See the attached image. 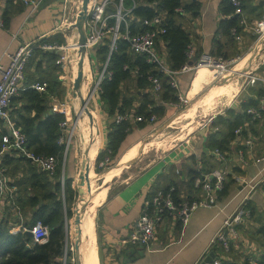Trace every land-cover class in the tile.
<instances>
[{
    "label": "crops",
    "instance_id": "obj_1",
    "mask_svg": "<svg viewBox=\"0 0 264 264\" xmlns=\"http://www.w3.org/2000/svg\"><path fill=\"white\" fill-rule=\"evenodd\" d=\"M254 1L252 0V2ZM257 1L260 0L255 2ZM220 2L221 0H201L200 14L196 17L184 10L183 27L190 34L191 41L189 44L193 53L221 51L228 58L235 60L239 51L251 49L253 46L251 40L253 39L250 37L252 35L250 31L244 30L242 41L238 42L234 38L219 32V22L225 17L222 14ZM31 7L22 0H0V18L3 20V25L0 26V59L3 63L8 62V53L15 50L19 44L30 42L32 45H37L41 43L39 40L42 37H49L58 33L64 22L63 18L69 13V9L68 12L66 9L62 14L61 0H42L35 9L32 10ZM263 9L264 7L261 10ZM30 10L32 11L29 12ZM258 11L259 9L255 12L247 11L245 13L254 16L257 13L259 15ZM12 33H16V35L13 36ZM159 48L166 55V46L160 45ZM252 51L246 55H250ZM37 63H39L38 66ZM46 64L45 56H37L34 63L25 67V76L30 78L37 74L43 75ZM250 71L253 72V75L261 78L257 80L256 86L259 84L264 86V55ZM194 78L195 74L191 70L178 72V91L190 92ZM134 103L138 104V101L136 100ZM163 103L165 104V113L177 106L170 101ZM214 116L211 115L208 120L211 121ZM106 118L103 146L106 142V133L112 116L106 114ZM147 125L146 123L144 126H138L133 123L130 131L136 133L132 135L130 131L127 133L114 157L115 164L112 166L118 164V159L123 151L134 146L138 133ZM251 128L256 137L251 150L242 146L240 137H235L226 150L227 164L231 169L229 172L231 175L227 178L229 182L227 193L223 196L218 195L216 205L201 206L195 209L185 224H181L173 216L165 217L157 225L154 239L146 245L141 246L125 241L134 227L144 198L156 188L170 184L175 186L176 196L179 198H189L199 193V190L191 184L192 173L209 163H218L206 144L207 134L213 128L209 125L205 126L204 129L203 127L196 128V130L192 129L181 138V148L178 150L168 149L164 158L148 163L133 174L128 172L129 174L120 180L117 187L108 185L103 200L96 208L95 215L96 239L102 253L103 263L191 264L206 251L207 253L213 251L214 255H219L222 260L233 264L247 263L250 257L259 256L264 251V239L262 234L258 232L259 225L264 221V195L261 192L264 182V113L251 125ZM87 132L90 133L88 130ZM240 147H244L246 157L250 161L246 165L240 164L237 159V149ZM209 154L210 157H208ZM13 155L18 156L17 153ZM256 157H260V160L255 161L254 158ZM133 159L129 161L131 162ZM129 161L123 165L121 173L113 177L112 182H115L117 177L125 173V168H128L130 164ZM64 163L65 155L63 153L60 170L61 184H63L65 176H69L67 174L74 168L72 162L68 168ZM235 167L238 169L235 170ZM25 174L28 182H30L26 189L20 191V184L16 178H19L22 172L17 170L16 175L13 176V182L10 184V191H7L9 193L7 198L15 197L16 201L15 204H11L10 208L14 214L12 215L14 221L9 229L11 232H16V225L30 221L37 209L38 204H30L28 196L35 195L38 190L43 193L47 189H53L51 183L41 186L36 177H31L29 172ZM32 181L34 185L31 186ZM251 185H255V187L252 188ZM245 197L251 199L255 212L250 217L254 218V221L251 222L255 225H244L245 221L242 223L243 225H239L238 232L240 235L236 244L232 243L228 250H224L219 243L213 242V238L223 224L224 218ZM40 201L46 202L48 200L45 198L40 199Z\"/></svg>",
    "mask_w": 264,
    "mask_h": 264
},
{
    "label": "trees",
    "instance_id": "obj_2",
    "mask_svg": "<svg viewBox=\"0 0 264 264\" xmlns=\"http://www.w3.org/2000/svg\"><path fill=\"white\" fill-rule=\"evenodd\" d=\"M255 1L241 0L244 12H255L259 9V15L258 13L254 16L246 14L248 19L260 16L264 11V9L261 10L264 7V3L261 4L260 1ZM178 6H181L186 12L196 17L200 14L201 0H138V4L133 8L130 18V25L135 29L139 26L143 17H150L160 11L166 12V31L162 34V40L167 49L166 55H164L166 62L172 69H179L187 61L186 52L191 41L188 30L183 27L184 14L175 9ZM220 8L225 17L220 20L218 30L221 34L234 38L231 28L237 26L241 30L240 16L238 13H234V6L229 0H221ZM109 21L113 23L114 17L109 18ZM123 29L122 23L120 30ZM59 35L55 33L49 37H42L39 42L51 41L58 38ZM251 35L255 37L253 33ZM108 51L109 40L107 38L92 49L90 57L94 62L95 68L100 67ZM200 53L201 51L195 52L194 56L198 57ZM210 53L228 58L221 51ZM42 55L46 57L47 61L45 73L43 75L37 74L30 78L25 76V80L27 83L35 80L46 81L47 90L38 91L34 87H27L21 90L11 99L10 113L13 117L15 116L16 125L20 126L25 132L29 148L36 153L53 154L58 158L56 169L50 175V173L48 174L47 171L41 170L23 155H13L16 154L15 150L4 153L2 162L7 164L10 161H14L17 164L19 160H23L31 163L30 166L22 168V175L16 178L20 184V191L26 189L28 183H30L25 174L27 172L32 175L31 177H36L41 186L50 183L53 186V189H47L43 193L38 190L35 195L28 196L29 203L32 205L38 204V206L31 220L21 223L22 225L30 226L36 219H41L48 225L49 235L46 241L38 242L34 241L32 236L28 235L24 230L11 232L9 229L14 221L12 216L14 214L10 208L11 204H15L16 201L15 197L3 200L4 210L0 218V264H53L54 258L62 254L65 236L64 214L67 217L73 214L71 202L76 193L72 187V177L65 176L63 184L60 181L64 145L58 142V135L59 121L64 118V114L51 112L49 108V95L55 94L58 97H62L65 91L61 80L58 78L57 65L53 61L56 53L40 47H34L26 66L34 63L35 58ZM38 64L36 65L38 66ZM125 64L127 65L126 67H124ZM136 68L137 71L134 72ZM108 69L112 71V74L102 80L99 98L106 114L112 116V120L106 133L105 145L98 150L95 156V169L97 170L99 169L97 166L99 161L105 155L109 156V161L116 156L133 123L138 126H144L148 122L146 119L152 113L163 114L165 112V104L163 102L178 100V90L171 85L169 76L152 63L147 62L144 55L132 52L129 49L128 42L123 38L117 39L116 47L111 51ZM149 75L157 76L160 79L161 87L159 90L154 91L152 89V82L148 78ZM251 92L252 94L243 96L237 106H228L222 113H217L210 121L211 127H216L211 129L206 137V144L210 151L214 148H219L226 153L230 142L236 137L234 129L239 125H244V129L240 133L241 136H245L247 131L253 132L251 125L257 119H253L250 113L246 112V108L250 105H255L259 98L264 96V86L259 84L253 87ZM136 100L138 104L134 103ZM131 110L135 114L142 115L143 119L136 121H116L114 119L115 113ZM4 132L5 128L0 125V146ZM208 157H210V154ZM217 164L209 163L207 166H202L198 171H194L190 179L191 184L196 175L210 170ZM34 166L37 168L34 169ZM234 169L237 170L238 167ZM230 175L231 173H228L227 178ZM32 185H34L33 181L31 182ZM228 188L229 182L226 179L224 187L218 192V195H225ZM45 198L48 201H40V199L43 200ZM243 205L249 208L250 216L255 212L250 198L245 199ZM18 222L20 221L18 220ZM258 232L262 234L264 239V221L259 225ZM257 259L259 264H264V251L257 256ZM222 264L233 263L222 260Z\"/></svg>",
    "mask_w": 264,
    "mask_h": 264
},
{
    "label": "built area",
    "instance_id": "obj_3",
    "mask_svg": "<svg viewBox=\"0 0 264 264\" xmlns=\"http://www.w3.org/2000/svg\"><path fill=\"white\" fill-rule=\"evenodd\" d=\"M22 1L25 4L31 5L33 10L42 0ZM61 1L62 14H64L66 9L67 11L68 9L70 11V3L73 0ZM229 1L234 6V13H238L240 16L239 23L241 25V30L237 26L231 28V33L235 40L238 42L242 41V31L244 30L250 31L256 37L264 33V11L259 17L248 19L246 13L242 9L241 0ZM137 4L138 3H136L135 0H128L127 5H125L124 0H88L87 16L84 21L85 44L88 49L87 62L89 64L90 72L93 71L91 68L97 69L92 90H97L98 92L101 91L102 80L106 76H111L112 71L108 69V64L111 51L116 47L118 38L125 39L132 52L144 55L147 62L152 63L166 73L170 78L171 85L176 88L178 87L177 73L180 71H196L199 67L205 66L210 70V76H212V78H221L228 75L230 71L228 65L232 59L207 52H202L198 57H195L190 44H188L186 52L187 61L179 69L170 68L166 62L164 54L159 48L160 45H164L162 34L166 31V12L160 11L150 17H143L140 20L139 26L133 29L130 25V18L132 10ZM80 5L81 0H79V6L76 5L77 11ZM175 9L181 13L184 12V9L181 6H178ZM76 14L77 12H75L74 15ZM65 17L67 16L65 15ZM65 17L63 19H66ZM111 17H114L113 23H110L109 21V18ZM73 22H75V19L69 21V25ZM122 23L124 29L120 30ZM2 25L3 20L0 18V26ZM12 35L15 36L16 33H12ZM105 38L109 40V51L100 67L95 68L94 62L90 57L92 54L91 51L95 46L101 44ZM72 45L75 46V51L78 52L77 39ZM37 46L48 51H54L57 54L58 57L56 62L62 72L58 74V78L65 86L69 84L68 82L70 81L69 78L71 76V68H67V66L69 63H72L71 60L77 58H70L67 63V54L65 52L62 53V50H65L67 46L65 47V45L54 41H45L38 43L37 45H32L30 42L19 44L15 50L8 53L9 59L7 63H3L0 59V125H3L5 128V132L1 137L0 146V218L3 213V196L7 183V177L2 166V157L4 153L15 150L18 155H23L30 159L41 170L47 171L50 174L55 171L58 163V158L55 155L36 153L27 146L25 132L20 126L16 125L15 119L10 113L11 99L21 90L27 87H34L38 91L47 90L46 81L35 80L31 83H27L25 80L24 71L26 63L29 60L33 48ZM191 59H193V61L190 64L188 61ZM126 66L127 65L125 64L124 67ZM135 71H137V68L134 69V72ZM148 78L152 82V89L154 91L159 90L161 87L160 79L154 75H149ZM252 78L254 80L261 79L256 75H252ZM68 94L69 89L65 88L62 97H58L55 94L49 95L50 111L64 114V118L59 121L58 135V142L62 143L64 147L66 145L64 129L68 126L71 118V102L67 99L69 96ZM177 96V101L170 102L184 104L190 99L188 94L183 95L181 92H177ZM246 112L250 113L253 119L260 118L264 113V96H261L255 105L248 106ZM155 118L156 114L152 113L146 120L148 122H153ZM114 119L116 121H136L143 119V116L135 114L134 111L131 110L123 113H115ZM215 128L216 127H213V129ZM243 129L244 125H239L234 129V132L236 133V137H240L242 146H244L245 149L251 150L255 144L256 137L251 131H247L245 136H241L240 133ZM71 133L72 132H70V134ZM69 141L70 139H68V142ZM67 147L68 144L66 148ZM244 147L237 149V159L242 165H246L250 162L246 157ZM63 153L65 154L66 151ZM212 153L219 164L208 171L200 172L192 181V185L199 190V193L189 198H179L176 196L175 186L172 184L156 188L144 198L134 227L125 241L141 246L146 245L154 239L156 227L165 217L173 216L181 224H185L191 213L198 207H211L216 205L218 192L224 187L228 173L231 169L227 164V156L225 152L221 151L219 148H214ZM254 160L259 161L260 157H256ZM108 161L109 156L105 155L103 159L99 161V164L104 165L107 164ZM262 185L261 192L264 195V182ZM251 187L253 188L255 185H251ZM247 198L249 197H245L242 202L224 218L223 224L213 238V242L216 241L219 243L220 247L224 250H228L232 243L236 244V240L240 235L238 232V225L242 224L250 215L249 208L243 205L244 200ZM15 228L16 231L30 230L34 241L44 242L48 239L49 227L41 219H36L30 226H25L20 223L19 225H16ZM206 254L207 251L200 255V257L194 260L191 264H222V258L219 255L213 256L210 260H205L204 257ZM53 264H66V262L63 259H60ZM246 264H259V262L257 257H250Z\"/></svg>",
    "mask_w": 264,
    "mask_h": 264
},
{
    "label": "rangeland",
    "instance_id": "obj_4",
    "mask_svg": "<svg viewBox=\"0 0 264 264\" xmlns=\"http://www.w3.org/2000/svg\"><path fill=\"white\" fill-rule=\"evenodd\" d=\"M135 1L136 3H138V0ZM124 3L125 5H127L128 0H124ZM76 5L79 6V0H73L70 3V11L66 15L67 17H65L66 19H64L62 27L58 32V34H60L59 37L51 40L59 44L65 45V47L67 46L65 50H62V53L65 52L67 54V63L69 62L68 59L76 58L78 56V52L75 51V47L68 46L69 43L73 44V42H75L78 37L76 28L71 27V24L69 25V21H72V19H75L76 17V15H74L75 12H77ZM250 38L253 39L251 40L253 46L251 47V49H248V51H239L238 57H236L235 60H232L228 65L230 71L227 76L221 78H212V76H208L207 80L202 83L201 89L194 95H191V91L187 93L181 92L183 95L188 94L190 96L188 102L184 104H177V106H175L171 111L167 113L164 112L163 114H156L155 120L153 122H147L148 125L146 126V128L141 129V132L138 133L137 139L136 141H134L135 144L133 143L134 146L128 147L125 151H123V153H121L118 159V164L116 166H112L115 164V158H111L109 163L100 166L97 165L99 168L97 170L95 169L96 165L94 158L92 171L87 173L86 176H84L83 178L84 181V179L87 177V180L83 186L84 198L86 202L85 207L88 206L86 208H89L91 210L93 209L92 215L94 217V221L96 215V207L99 205L100 201L103 200L108 185H114L115 187H117L120 180L127 176V174H133L148 163L156 162L159 159L164 158V154L168 151V149L178 150L179 148H181V138L187 135V132L191 131L192 129L196 130V128L198 129L199 127H203L204 129L205 126H209L210 121L208 119L211 115L213 116L217 113H222L225 108L230 105L237 106L239 100L243 96H246L249 92H251V89L256 86L257 79L254 80L252 78L253 72L250 70L255 65V63L264 55V33L257 37L255 36ZM251 51L252 53L250 55H246L248 52ZM57 57L58 56L56 55L53 61L57 65L56 70L59 74L62 72L58 63L56 62ZM71 61L73 62L74 60ZM76 61L77 59H75V62ZM67 68H71V63L68 64ZM91 70H93L91 72L92 76L90 77L92 81L90 82V88L87 95L89 94L90 90H92L94 87L93 79L95 78V73L97 72V69L91 68ZM191 71L195 74L196 78L197 71ZM73 80L74 79L71 77L70 81L68 82L69 84L66 86L61 83L64 89L68 88L71 92V85ZM67 99L71 102L69 96L67 97ZM89 100V107L90 110L94 111L95 113L94 115L96 117L98 129H96V124L95 126H91V121L86 118L85 125L88 124L89 127L83 125V130L81 131V127L78 122L82 121L83 116H81V114H75L72 102L71 118L69 120L68 126L64 129V139L66 144L64 147V151H66V153L64 154V164H66V167L68 168L70 162H72L71 164L74 168L68 174L66 172V174L72 177V187L74 188L76 194H74L73 200L71 202V210L73 214L70 217H67V215L64 214L65 236L64 243L62 246V254L54 258L53 262L63 259L66 264H75V233L73 227V215L74 210H76L80 204L77 200L76 175L82 162V156H87L89 150L92 149L94 146L97 147L98 151L103 146L105 141V124L107 118L106 112L99 98V92L97 90H93V94ZM76 103L78 105L80 104V102L78 101H76ZM87 130L90 133H88ZM91 130H93V132H91ZM72 131L75 133L71 135L70 132ZM130 132H132L131 135L133 133H136L135 131ZM68 139H70L69 142ZM67 144L68 147L66 148ZM94 152L95 148L93 150L92 155L94 154ZM131 159L133 160L130 162L129 160ZM128 161L130 162V164L128 168H125V173L117 177L116 180H114L115 182H112L111 180L113 179V177L121 173L123 165H125ZM30 164L31 163H27L23 160H19L17 164H15L14 161H10L7 164L2 163L4 173L7 177L6 190L3 196L4 201L7 198V195L9 194L7 191H10L9 187H11L10 184L11 182H13V176L16 175V170L21 171L22 168L28 167L30 166ZM36 168L37 167L34 166V169ZM95 179L97 180L94 181ZM90 183L94 187L92 191L88 190ZM94 197L96 198V205L91 202ZM251 221H254V218L252 219L249 215V217L245 220L244 225H255ZM96 243L98 264H107L103 263L104 261L101 255L102 253L100 251L97 239Z\"/></svg>",
    "mask_w": 264,
    "mask_h": 264
},
{
    "label": "bare ground",
    "instance_id": "obj_5",
    "mask_svg": "<svg viewBox=\"0 0 264 264\" xmlns=\"http://www.w3.org/2000/svg\"><path fill=\"white\" fill-rule=\"evenodd\" d=\"M69 46L70 47H73L74 45H72L70 43ZM77 55H78V53H77ZM76 59L78 61V56H77ZM77 61L75 62V60H74V62L71 63V76H70L69 79H71V77L74 79V77L77 74V70H78ZM196 71H197V74H196V78H194V81L192 83L193 84V87L191 89V95H194L195 93H197L201 89L202 83L205 80H207L208 76H210V71L205 66L199 67ZM90 77H91V72H90V69H89V64L86 61L85 62L84 69H83V81H82V86H81L82 95L85 98L89 95V94L87 95V93H88L89 88H90V86H89L90 85V82L92 81L90 79ZM89 93H90V96H89L88 100L86 101V104H85L86 106H82L81 105V98H80V96L78 94L75 95V96H73V95H71V92L69 91V97H70L71 102L73 104V109H74L75 114H78V115L81 114V116H83L82 121L81 122H78L80 124L81 131L83 130L82 126L85 125L86 118H88V120L91 121V123H92L91 126H93V125L95 126V124H96V129H98L96 117L94 115L95 113H94V111L90 110V107H89V102H90L89 99L91 98V96L93 94V90H90ZM75 99H76V101L80 102L79 105L76 103ZM75 107H76V110H75ZM90 114L93 117V121L91 120ZM73 124H74V122H73ZM85 126L86 127H89L88 124H86ZM91 132H93V130H91ZM73 133H75V132L72 131L71 135ZM94 133H95V129H94ZM94 148H95V152L92 155ZM96 153H97V147L94 146L92 149L89 150L87 156H84V155L82 156V160L84 158L86 159V165H87V172H86V174L89 173V172H91L92 169H93V166L92 165H93V161H94V158L96 156ZM86 174L84 176H86ZM97 179H95L94 181H96ZM86 180H87V177L84 179V181L82 180V188H83ZM93 189H94V187L90 183L88 190L89 191H92ZM82 195L84 197V191H83V194ZM91 202L96 205V198L94 197ZM80 207H81V204H79V206H78L77 209H79ZM86 207H88V206H86ZM86 207L84 206V212L82 214L81 221H80L81 232H80V241L78 242V250H77V252H78V255H79V259H80L81 264H98V257H97V252H96V250H97V243H96L95 221H94V217L92 215V210L93 209L91 210V209L86 208ZM73 223H74V221H73ZM73 227H74L75 240H76L77 233H76L75 225L74 224H73Z\"/></svg>",
    "mask_w": 264,
    "mask_h": 264
},
{
    "label": "water",
    "instance_id": "obj_6",
    "mask_svg": "<svg viewBox=\"0 0 264 264\" xmlns=\"http://www.w3.org/2000/svg\"><path fill=\"white\" fill-rule=\"evenodd\" d=\"M260 3L263 4L264 0H260ZM87 6H88V0H81V5L77 11L75 22L72 23L70 26L71 27H76L77 33H78V38H77V44H78V61H77V74L74 77V80L72 82L71 86V93L73 96L79 95L81 98V105L86 106V101L88 100L89 95L85 98L82 95L81 91V86H82V81H83V69L85 66V62L88 60V49L85 44V28H84V21L87 16ZM193 59L189 60L188 63H192ZM91 120L93 121V117L90 114ZM87 172V165H86V159L84 158L80 164V168L78 170V173L76 175V190H77V200L81 204V207L79 209L74 210V225H75V230L77 233V237L74 243L75 247V264H81L79 255H78V242L80 241V221L82 214L84 212V206H85V199L83 197V188H82V180L84 178V175ZM28 235H31L30 230L25 231ZM214 255L213 251H210L207 253L204 257L205 260H210Z\"/></svg>",
    "mask_w": 264,
    "mask_h": 264
}]
</instances>
